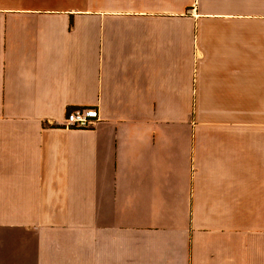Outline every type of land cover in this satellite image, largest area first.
Here are the masks:
<instances>
[{
	"label": "crops",
	"instance_id": "0c3cea01",
	"mask_svg": "<svg viewBox=\"0 0 264 264\" xmlns=\"http://www.w3.org/2000/svg\"><path fill=\"white\" fill-rule=\"evenodd\" d=\"M0 264H264V0H0Z\"/></svg>",
	"mask_w": 264,
	"mask_h": 264
},
{
	"label": "built area",
	"instance_id": "2783aa9c",
	"mask_svg": "<svg viewBox=\"0 0 264 264\" xmlns=\"http://www.w3.org/2000/svg\"><path fill=\"white\" fill-rule=\"evenodd\" d=\"M99 118L96 109L76 110L68 114L65 120L66 128H88L94 120Z\"/></svg>",
	"mask_w": 264,
	"mask_h": 264
}]
</instances>
